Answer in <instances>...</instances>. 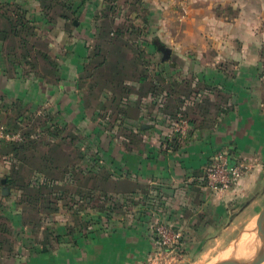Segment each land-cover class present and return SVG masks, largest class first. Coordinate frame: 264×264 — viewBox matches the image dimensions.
I'll use <instances>...</instances> for the list:
<instances>
[{"label": "crops", "instance_id": "obj_1", "mask_svg": "<svg viewBox=\"0 0 264 264\" xmlns=\"http://www.w3.org/2000/svg\"><path fill=\"white\" fill-rule=\"evenodd\" d=\"M1 5L23 16L15 24L0 14V118L52 115L61 129L89 135L90 157L73 160L81 173L73 183L79 180L82 195L113 199L120 211L102 222L91 207L94 225L56 252L31 255L36 244L16 235V253L0 255V264L192 262L211 240H236L264 209V0ZM163 96L167 107L160 105ZM182 111L191 137L166 148L169 120ZM106 117L111 124H101ZM224 146L247 173L214 193L203 170ZM57 179L66 186L63 171ZM158 224L183 233L180 255L159 254L150 234ZM18 245L24 246L19 253Z\"/></svg>", "mask_w": 264, "mask_h": 264}, {"label": "rangeland", "instance_id": "obj_2", "mask_svg": "<svg viewBox=\"0 0 264 264\" xmlns=\"http://www.w3.org/2000/svg\"><path fill=\"white\" fill-rule=\"evenodd\" d=\"M10 10L12 11V8H7L4 6L0 7V14L9 12ZM151 40L152 39L148 40V45H151ZM19 112L21 113L23 112V110H20ZM18 114L19 113H14L12 116L0 118V128L10 130L13 133L18 134L19 139L14 142H19L23 136L22 132H27L34 136V139L32 138V140H35L36 143L34 145H31L27 150L17 156L13 154H7L6 150H0V180L10 176L12 174L13 169H18L17 176H20L21 178L25 177L26 175L29 176L31 173L29 180H31L32 183L30 185L29 191L30 195H33V197H25L24 199L22 197L23 193L20 190L15 189V186L7 185L6 183L3 186L0 185V240L4 241V238L7 237L9 241V237H11L10 241L13 242L12 238L16 239V235L19 237L22 236L23 238L31 239V244L34 243L37 246L35 249H33L32 252H30L31 255L35 253L38 249H49L51 250V252H56L58 250L57 248L59 247V245H56L54 240H48L46 245L44 232L51 230L55 234L64 236L66 234V231L70 229L73 230L76 228V231L80 230L82 232L83 227L90 228L94 225L93 222L96 221V219L91 217L84 219L83 214H91L90 209L91 207L93 208L95 206L94 204L97 205V202H94L93 199L88 200V198H86V201L80 202L79 206L77 207H73L72 209L66 210H63L62 208L61 210L63 211H57L56 205H54L52 202L47 208H42L41 205L43 204H39L41 202H37V200L34 201L33 199L36 198V192L32 189L37 188L40 182H42V175H38L39 169L43 170L47 175L53 176L57 179L59 177L60 172H62L65 167V176L67 177L66 186L68 187L67 189L73 191L72 193L74 194H79V191L77 190V188L79 187V180L77 179V186L73 182L75 181V176L76 178H78L80 176L79 174L81 173L80 169L78 167H75L74 164H77V162L74 163V161L77 159L90 157L89 149H87L89 148V135L85 136L84 134L75 132L72 127H67V129H65L61 134V137L65 138V140L63 139V141L59 143L58 138L55 142V139H50L48 134L51 133L53 135L54 133H56L57 129H60L61 127L55 123V118L52 115L46 116V119H36L34 117H27L28 119L25 118L24 120L22 119L21 121H19L18 119H16ZM107 117L102 118L100 120L102 122L101 124H106V122L108 124H111V120ZM22 122H24V124H22ZM117 122L118 119H116L113 123ZM13 127L15 129H13ZM33 127H36L35 135L32 133L34 132L32 131V129H34ZM11 159L24 163H22L23 165L19 167L20 162L17 165L16 162H11ZM58 164H64V166H58ZM14 165L15 168H12ZM33 167L35 168V170L32 169ZM57 167L60 168L59 173L57 172V169H59ZM82 181L86 186L85 188H87L90 183L89 178L85 177L84 179H82ZM81 183L82 182H80V184ZM75 186L76 189H74ZM2 187H5L7 189V194L5 196L1 195ZM44 193H46L45 190ZM86 194L90 193L87 192L85 193V195ZM93 195L96 196V194ZM40 197L42 199H49L48 195H40ZM61 204L63 205L64 202H61ZM10 205L12 206L10 207ZM98 205H100V203ZM106 205L107 204L105 202L102 208ZM14 209L17 210L18 212H16L19 214L14 213ZM76 210H80L81 215H74V212ZM98 213L99 216L97 217V220L104 222L107 217V213L103 212V210L101 211V213ZM62 228H64V230ZM62 230L64 231V234H60L59 231L62 232ZM86 232L84 231L83 235ZM254 237L256 241V247L258 245V248H260L261 243L259 239L256 238L255 234ZM233 241L234 240H231L227 242V244H219V241L217 242L211 240L208 246L200 247L197 249L196 252H194L193 257H191L192 260L194 259V261L182 262L181 259H177L173 264H213L221 260L230 258L232 256L236 257L237 251L240 247L238 246V250L234 252L233 247L230 245L233 243ZM19 246L20 245L17 246V252L22 251L21 247L24 248V246H21L20 248ZM61 246L63 245L60 244V247ZM13 248L14 247L12 246L10 251L11 253L8 255L9 244L4 245L2 249L3 254L1 256L7 258L12 256L14 253H16ZM262 261H264V258L262 259Z\"/></svg>", "mask_w": 264, "mask_h": 264}, {"label": "trees", "instance_id": "obj_3", "mask_svg": "<svg viewBox=\"0 0 264 264\" xmlns=\"http://www.w3.org/2000/svg\"><path fill=\"white\" fill-rule=\"evenodd\" d=\"M0 7H3V5H1ZM5 14H7V15H5ZM1 16L4 17L7 21H10V19H12L10 21V23L13 22L15 24L16 23L22 24L23 12L19 8H14V9H12V11L10 10L9 12H5V13L1 14ZM13 17H15V18H13ZM164 57H165V59H167V55H165ZM153 96L156 97L155 100L157 102V100L159 99V94H158V96L153 94ZM162 99L164 100V102L162 103V106L167 107V104H168V103H166L167 97L163 96ZM180 114H182L183 116H185L189 120L188 116H186L184 111H182ZM176 115H174L171 119L175 118ZM21 116H19V114H18L16 119H18ZM33 128L34 129H32V131H34V132H32V133L35 135L36 127H33ZM54 128H56V127H54ZM63 131L64 130L60 128V129H57L56 133H54L53 135L51 133L48 135H49L50 139H55V142L59 138L58 142L60 143L61 141H63V139L65 140V138L61 137V134ZM22 134H23L22 139L19 142H4L3 144H1L0 150L1 149L6 150L7 154H13V155L17 156V155L21 154L22 152H24L25 150H27L31 145H34L36 143L35 140H32V138L34 136H32L30 133L22 132ZM165 139H166V137H163V140L161 142L164 143L166 141ZM172 142H166V143L172 144V146L178 145L180 143L176 140H173ZM12 168H15V166H13ZM12 173L13 174H11L10 176H8L6 178V184L15 186V189L20 190L23 193L22 197L24 199H25V197L32 198L33 195H30V191H29L30 185L32 183L31 180H29L31 173L29 176L26 175L23 178L18 177L17 173L15 172L14 169L12 170ZM38 173L42 175L43 179H42V182H40V184L37 186V188L32 189V190H35V192H36V198L33 200L34 201L37 200V202H41L39 204H43V205H41L42 208H44V207L47 208L52 202L54 205H56L57 211L61 210L62 208H63V210L64 209L65 210L66 209H72L73 207L79 206L80 202L85 201V198H88L91 200L93 199L94 202H97V205L94 204L95 208L93 207L95 210H97V212L101 213V211L103 210V212L107 213L106 216L108 218L106 217V220L109 219V215L112 214V212L118 213V211H120L119 203L118 204L115 203L113 201V199H111V198H106L103 194H98L97 196H95V195L92 196L91 194L82 195L80 193L74 194V193H72L73 191H70L69 189H67L68 187L65 188L63 184H60L58 179H56L55 177L47 175L41 169L38 170ZM65 174H66V171L64 169L63 175H65ZM44 190L46 191V193H44ZM40 195L41 196L48 195L49 199H44V198L42 199L40 197ZM51 198H52V201H51ZM61 202H64V204L62 205ZM105 202L107 204L106 205L107 207L105 206L102 208V206ZM99 203H100V205H98ZM63 210H61V211H63ZM74 215H81L80 210H76L74 212ZM83 216H84V219L91 217L89 213H85V214H83ZM86 228L87 227H83L82 232L80 230L76 231V228L73 230H71V229L67 230L66 234L64 236H60L58 234H55L51 230L44 232L45 244H47L48 240H54L56 245L66 243L70 240V238L72 239L75 234H80V233H83L84 231L85 232L88 231L89 227L87 229ZM78 229H79V227H78ZM6 244H9L8 255L11 253L10 251L12 248V242L10 241V237H9V241H8L7 237H5L4 241L0 240V255L3 254L2 249H3L4 245H6ZM43 251H46V249H43Z\"/></svg>", "mask_w": 264, "mask_h": 264}, {"label": "built area", "instance_id": "obj_4", "mask_svg": "<svg viewBox=\"0 0 264 264\" xmlns=\"http://www.w3.org/2000/svg\"><path fill=\"white\" fill-rule=\"evenodd\" d=\"M164 100L161 98L160 105ZM170 121V130L165 134L166 148L172 147V142L185 141L191 137L192 127L189 120L182 114H177ZM19 135L10 130L0 128V146L4 142H14ZM173 143V142H172ZM175 143V142H174ZM206 188L214 193L229 190L247 173V167L234 159L233 150L229 146L218 149L209 159L203 170ZM150 234L157 238L159 254L162 256L176 257L181 254L183 233L174 230L165 224H158L151 227Z\"/></svg>", "mask_w": 264, "mask_h": 264}, {"label": "water", "instance_id": "obj_5", "mask_svg": "<svg viewBox=\"0 0 264 264\" xmlns=\"http://www.w3.org/2000/svg\"><path fill=\"white\" fill-rule=\"evenodd\" d=\"M1 184L5 185V180H1ZM1 194L6 195L7 189L3 187L1 189ZM245 233H250L254 236V234L259 238L261 246L258 251H256L251 257L246 259L243 263H238L235 259L236 257L232 256L230 258H227L225 260H221L219 262L213 263V264H259L262 259L264 258V209L256 216V218L241 232V234L236 238V240L233 241L232 244H230L234 252L238 250V246L240 244V238ZM233 252V253H234Z\"/></svg>", "mask_w": 264, "mask_h": 264}, {"label": "bare ground", "instance_id": "obj_6", "mask_svg": "<svg viewBox=\"0 0 264 264\" xmlns=\"http://www.w3.org/2000/svg\"><path fill=\"white\" fill-rule=\"evenodd\" d=\"M256 238L259 239L257 236H256ZM239 242H240V244H239L240 248L237 251V254H236L237 258L235 259L238 263L245 262V260L248 259L249 257H251L256 252V250L257 251L259 250L258 245H257V247L255 245V243H256L255 237L250 233H245L244 235H242ZM225 257H227V256H225ZM259 264H264V261H261Z\"/></svg>", "mask_w": 264, "mask_h": 264}]
</instances>
